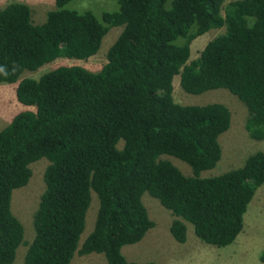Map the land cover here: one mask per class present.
I'll return each instance as SVG.
<instances>
[{
    "label": "trees",
    "instance_id": "obj_1",
    "mask_svg": "<svg viewBox=\"0 0 264 264\" xmlns=\"http://www.w3.org/2000/svg\"><path fill=\"white\" fill-rule=\"evenodd\" d=\"M54 0L42 24L28 5L0 9V84H15L27 108L0 130V264H71L75 254H101L106 264L128 262L121 250L154 227L146 193L174 217L169 232L186 242L193 226L203 243L225 248L243 231V216L264 185V152L240 167L203 178L221 158L219 137L231 113L220 103L181 105L173 79L189 95L223 89L246 108L245 130L264 141V0H118L96 17ZM122 31L99 72L60 66L38 79H20L58 59L85 60L110 29ZM224 29L191 57V44ZM163 156L190 167L184 175ZM45 159V190L33 215L34 237L11 211V195L27 185L30 165ZM92 194L98 209L80 244ZM264 263V252L260 256Z\"/></svg>",
    "mask_w": 264,
    "mask_h": 264
},
{
    "label": "rangeland",
    "instance_id": "obj_2",
    "mask_svg": "<svg viewBox=\"0 0 264 264\" xmlns=\"http://www.w3.org/2000/svg\"><path fill=\"white\" fill-rule=\"evenodd\" d=\"M21 2L29 6L34 24H42L46 13L54 9V0H0V9L11 2ZM234 0H226V3ZM67 8L78 12L90 11L97 18L103 12L118 9V0H74ZM122 31V27L109 30L102 40L98 52L85 60L58 59L52 64L45 65L35 72L25 71L19 80L24 78L38 79L43 73L60 66H78L89 72H99L107 62L106 54ZM224 29L211 30L195 39L191 44V57H198L205 45L222 34ZM173 98L181 105L203 106L211 103L225 105L231 113L229 130L219 137L221 158L217 165L201 173V177L210 178L224 174L240 167L245 158L256 151L264 152V141L251 140L245 130L246 108L232 94L223 89L211 90L201 95L185 93L179 84V78L173 79ZM15 84H0V130L9 124L17 113L28 110L16 100ZM184 175L190 176V167L169 156H163ZM48 165L47 160L40 159L30 165L31 178L26 186L15 189L11 195V211L23 226V243L31 242L34 237L33 215L37 209L39 198L45 190L43 173ZM149 218L154 222L144 238L133 245L124 246L121 250L128 262L159 264H264L260 260L264 252V185H262L249 204L243 216V231L232 245L216 248L201 242L194 234L193 226L184 222L186 226V242L177 243L169 232V226L174 219L171 212L161 206L158 200L148 194L142 196ZM98 209V200L92 194L91 203L85 218V228L81 235L80 244L92 232ZM27 245H20L16 251L13 264H24ZM71 264H106L101 254L80 256L75 254Z\"/></svg>",
    "mask_w": 264,
    "mask_h": 264
},
{
    "label": "crops",
    "instance_id": "obj_3",
    "mask_svg": "<svg viewBox=\"0 0 264 264\" xmlns=\"http://www.w3.org/2000/svg\"><path fill=\"white\" fill-rule=\"evenodd\" d=\"M232 245V244H231ZM230 246V245H229Z\"/></svg>",
    "mask_w": 264,
    "mask_h": 264
}]
</instances>
